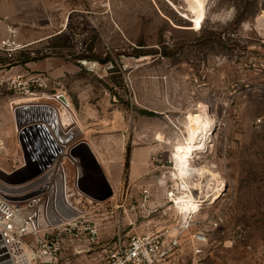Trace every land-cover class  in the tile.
I'll use <instances>...</instances> for the list:
<instances>
[{
	"label": "rangeland",
	"instance_id": "obj_1",
	"mask_svg": "<svg viewBox=\"0 0 264 264\" xmlns=\"http://www.w3.org/2000/svg\"><path fill=\"white\" fill-rule=\"evenodd\" d=\"M192 7H198L195 0L0 5L14 17L0 18L12 31L0 45V67L6 62L18 72L10 79L44 76L41 103L65 96L76 140L98 142L103 162L122 167V184L106 197L107 190L94 186L101 175L80 150L87 160L83 188L93 197L81 207L87 222L78 225L58 264H93L119 234L174 237L185 227L173 264H264V0H205L198 27ZM9 98L15 111L12 103L32 97ZM190 136L196 143L188 155L190 173L180 174L176 151ZM14 146L18 153H8ZM145 146L155 150L151 172L134 193L127 186L130 153ZM40 154L32 147L21 153L18 130L4 127L0 183L16 189L27 182ZM25 156L29 174L9 177ZM53 162L49 158L48 167ZM186 195L197 209L185 217L174 199ZM87 224L98 226V244L88 242ZM197 232L206 236L202 245L193 243Z\"/></svg>",
	"mask_w": 264,
	"mask_h": 264
},
{
	"label": "built area",
	"instance_id": "obj_2",
	"mask_svg": "<svg viewBox=\"0 0 264 264\" xmlns=\"http://www.w3.org/2000/svg\"><path fill=\"white\" fill-rule=\"evenodd\" d=\"M46 82L44 76L34 77L28 82L19 75L16 79H0V90L15 96L32 97L31 101H24L29 99L24 98L20 104V101L12 103L14 110L18 107H48L60 117L66 112L70 122H60L63 129L70 133L75 121L68 99L57 94L47 98L53 104L40 101L45 95L39 92L47 88ZM79 146L80 143L66 149L39 176L16 189L0 183V264H58L78 225L87 222L81 207L92 197L83 188L84 172L81 166L87 160L80 154ZM142 196L147 203L149 190H143ZM187 229L183 228L174 237L162 232H149L125 239L119 234L113 246L102 249L92 262L173 264L176 252L181 247L180 238ZM83 230L90 244L99 243L98 226L87 224ZM192 238L197 245L206 242V236L201 232L195 233ZM196 253H201V250L196 249Z\"/></svg>",
	"mask_w": 264,
	"mask_h": 264
},
{
	"label": "crops",
	"instance_id": "obj_3",
	"mask_svg": "<svg viewBox=\"0 0 264 264\" xmlns=\"http://www.w3.org/2000/svg\"><path fill=\"white\" fill-rule=\"evenodd\" d=\"M7 1L8 0H0V5H5ZM5 9L6 8L2 11L0 8V18L4 20H13L14 17L12 12L8 13ZM11 35L12 31L7 24L4 22L0 23V45L7 42L11 38ZM7 66L6 62H4L3 66L0 67V79L12 77L14 73H18L14 72V69H8ZM10 96L11 93L3 89L0 90V133L3 134L4 127L7 133L18 130L21 153H24V155L25 153H29L31 147L32 149H36L38 153H41L38 157L37 164H33L36 173L31 179L37 177L39 173L43 172L48 167L49 158L55 161L66 149H71L75 145L82 143L81 141H84L85 144H81L78 149L84 151V153H88L93 170L101 175V177H97V179L93 180L95 183L94 186H98L101 191L107 190L108 195L106 197H110L112 195L111 189H113L114 186H120L122 184L120 177L122 167L120 168V163H116L112 160L103 162L104 160L101 155L103 152L100 150L101 146L98 145V142L93 143L92 140H87V138L81 141L76 140V136L72 131L67 133V130L63 129L59 114L48 107H18L15 111H10L7 105ZM24 101L29 100L25 99ZM68 101L71 107V101ZM62 120L65 124L69 122L65 112L62 113ZM21 129L23 130L22 132ZM16 150L14 146L8 153H18ZM49 153H58V155L56 157L48 156V158H46ZM154 154L155 150L146 146L132 149L127 167V186L132 188V191H136L138 188L142 189L141 186L139 187V184L143 178L150 174L151 158ZM30 167H32V164H30L28 158L25 156L24 163L15 167L13 173L8 176L10 177L15 174L20 177L28 175ZM101 191L93 192L95 196L98 197L101 196ZM87 193L90 197H93L92 194L89 192Z\"/></svg>",
	"mask_w": 264,
	"mask_h": 264
},
{
	"label": "bare ground",
	"instance_id": "obj_4",
	"mask_svg": "<svg viewBox=\"0 0 264 264\" xmlns=\"http://www.w3.org/2000/svg\"><path fill=\"white\" fill-rule=\"evenodd\" d=\"M195 1L197 3L198 7L197 8L192 7V11L194 12V14L196 16V21H201L204 18V12H203L202 7H203L205 0H195ZM65 114L68 116V114L66 112H65ZM68 120L70 121L69 116H68ZM61 122H63L62 117H61ZM203 132H202V135H203ZM189 140H190V142H188L189 143L188 146L178 147L177 151H176L177 155H176V159H175V165H176V170H178L180 172V174L182 173V174L188 175V173H190V169L187 166V160H189L188 155L192 152V150L194 148V146H191V144L195 145L196 143L194 144L193 141L191 142V136H190ZM198 148H200V147H198ZM211 180L213 182L215 181V177L213 176V174L211 176ZM215 198H217V197H215ZM174 201H175L174 205H176V207H178L181 211H183L185 217H186L187 213L193 212L197 209V205L195 204V200L191 196L186 195L184 197H178V198H175Z\"/></svg>",
	"mask_w": 264,
	"mask_h": 264
},
{
	"label": "water",
	"instance_id": "obj_5",
	"mask_svg": "<svg viewBox=\"0 0 264 264\" xmlns=\"http://www.w3.org/2000/svg\"><path fill=\"white\" fill-rule=\"evenodd\" d=\"M22 131H23V130L21 129V132H22ZM81 144H85V143H80V145H81ZM25 166H26V165H25ZM19 170H20V169H19ZM41 173H42V172H41ZM41 173H39L37 176H39Z\"/></svg>",
	"mask_w": 264,
	"mask_h": 264
},
{
	"label": "snow or ice",
	"instance_id": "obj_6",
	"mask_svg": "<svg viewBox=\"0 0 264 264\" xmlns=\"http://www.w3.org/2000/svg\"><path fill=\"white\" fill-rule=\"evenodd\" d=\"M197 27L199 26V21H196Z\"/></svg>",
	"mask_w": 264,
	"mask_h": 264
},
{
	"label": "flooded vegetation",
	"instance_id": "obj_7",
	"mask_svg": "<svg viewBox=\"0 0 264 264\" xmlns=\"http://www.w3.org/2000/svg\"><path fill=\"white\" fill-rule=\"evenodd\" d=\"M80 151V150H79Z\"/></svg>",
	"mask_w": 264,
	"mask_h": 264
},
{
	"label": "trees",
	"instance_id": "obj_8",
	"mask_svg": "<svg viewBox=\"0 0 264 264\" xmlns=\"http://www.w3.org/2000/svg\"><path fill=\"white\" fill-rule=\"evenodd\" d=\"M27 62V61H26Z\"/></svg>",
	"mask_w": 264,
	"mask_h": 264
}]
</instances>
